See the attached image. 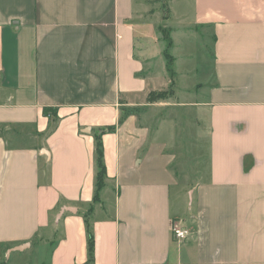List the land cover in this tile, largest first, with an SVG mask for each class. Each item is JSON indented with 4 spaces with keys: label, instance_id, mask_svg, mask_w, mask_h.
I'll return each instance as SVG.
<instances>
[{
    "label": "crops",
    "instance_id": "obj_1",
    "mask_svg": "<svg viewBox=\"0 0 264 264\" xmlns=\"http://www.w3.org/2000/svg\"><path fill=\"white\" fill-rule=\"evenodd\" d=\"M189 2L210 61L182 86L173 56L172 103L146 0H0V264H264V0Z\"/></svg>",
    "mask_w": 264,
    "mask_h": 264
},
{
    "label": "rangeland",
    "instance_id": "obj_2",
    "mask_svg": "<svg viewBox=\"0 0 264 264\" xmlns=\"http://www.w3.org/2000/svg\"><path fill=\"white\" fill-rule=\"evenodd\" d=\"M149 9H147L143 16V29L145 30L146 38L138 46H144L150 50L151 64L153 65L152 72L156 75V79L162 78L161 83L158 87L159 90L153 91L157 97L156 101H169L175 103L176 100V83H175V71L172 75L166 69L168 62L165 56V51H168L172 57H175V68L177 73L179 72V82L183 86L189 85L196 79H201V73L203 72L204 64L210 61L208 56L209 42L200 35H196V30L191 27V23H194L193 12L194 9L189 0H146ZM183 14L187 15V19H184L185 28H183L180 18ZM169 17L167 27L165 20ZM188 24V26H187ZM167 36V37H166ZM172 41L174 39L173 47H168V39ZM192 55H189L191 54ZM163 56V57H161ZM162 58L165 62L163 64ZM150 60V59H149ZM206 61V62H204ZM195 66L197 68H195ZM194 70V74L187 73L188 70ZM195 69L200 71L196 74ZM166 70V71H165ZM166 72L168 83L165 85L161 72ZM171 77L174 82H171ZM164 85V86H162ZM164 105L165 109H161L160 116H162L163 126H166L168 130H174L176 128H187V124L182 119L183 112L176 110L174 104ZM126 113H124L125 115ZM174 142L177 143L176 137L173 138ZM55 217V216H54ZM41 246V245H40ZM43 250V249H42ZM42 252V251H41Z\"/></svg>",
    "mask_w": 264,
    "mask_h": 264
},
{
    "label": "trees",
    "instance_id": "obj_3",
    "mask_svg": "<svg viewBox=\"0 0 264 264\" xmlns=\"http://www.w3.org/2000/svg\"><path fill=\"white\" fill-rule=\"evenodd\" d=\"M167 39H168V47H171L172 40L170 38H167ZM165 56L168 59V62L166 65L167 70L173 75L174 74V69L172 67L173 57L168 51H165ZM171 81L174 82L173 78ZM154 96H155L154 92L153 91L150 92L148 95V100L150 102H155L156 101L155 99L157 97H154ZM45 113L51 115V113L49 112V108L45 109ZM111 129H113V127ZM96 168H97L96 193H95L94 200L98 201L100 199V191L105 183V179L107 176V167H106L105 157H104V146H103V141H102V134L96 137ZM87 227H88V254H89L88 261L92 262L94 261V235H93V232H92V229L89 223H87Z\"/></svg>",
    "mask_w": 264,
    "mask_h": 264
},
{
    "label": "built area",
    "instance_id": "obj_4",
    "mask_svg": "<svg viewBox=\"0 0 264 264\" xmlns=\"http://www.w3.org/2000/svg\"><path fill=\"white\" fill-rule=\"evenodd\" d=\"M172 235L177 240H183L191 235V230L187 227L180 225L178 221H174L172 226Z\"/></svg>",
    "mask_w": 264,
    "mask_h": 264
},
{
    "label": "water",
    "instance_id": "obj_5",
    "mask_svg": "<svg viewBox=\"0 0 264 264\" xmlns=\"http://www.w3.org/2000/svg\"><path fill=\"white\" fill-rule=\"evenodd\" d=\"M26 247H27V243L26 244H22V245L15 246V247L11 248L8 252L10 254V253L15 252V251H21V250H24Z\"/></svg>",
    "mask_w": 264,
    "mask_h": 264
}]
</instances>
